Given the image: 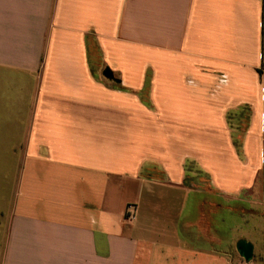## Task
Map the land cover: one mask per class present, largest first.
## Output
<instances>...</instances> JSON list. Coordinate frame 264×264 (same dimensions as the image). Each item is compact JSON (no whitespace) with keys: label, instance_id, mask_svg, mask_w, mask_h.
Listing matches in <instances>:
<instances>
[{"label":"crops","instance_id":"crops-1","mask_svg":"<svg viewBox=\"0 0 264 264\" xmlns=\"http://www.w3.org/2000/svg\"><path fill=\"white\" fill-rule=\"evenodd\" d=\"M261 68L264 0H0V264H264Z\"/></svg>","mask_w":264,"mask_h":264},{"label":"rangeland","instance_id":"rangeland-1","mask_svg":"<svg viewBox=\"0 0 264 264\" xmlns=\"http://www.w3.org/2000/svg\"><path fill=\"white\" fill-rule=\"evenodd\" d=\"M144 68H145V85H146V91L144 94V99L149 100L151 92H147L151 83H152V47L151 45H145L144 47ZM105 67H109L108 65L103 64L100 61H97V68L104 69ZM110 68V67H109ZM117 68V65H116ZM111 69V68H110ZM101 75V73H99ZM258 75L260 78H258L259 83L264 84V69H260L258 72ZM102 76V75H101ZM117 77V75H115ZM104 79H106L104 76H102ZM108 80V79H107ZM111 81V80H109ZM114 85V81H112ZM118 88H121V86H117ZM241 112V122L240 123H228L226 127H228V131L231 134H234L235 138L242 139V136L248 131L250 128V124L247 123V119L249 118V111L248 109H243V107L239 108ZM232 110V109H231ZM229 110V114H232V111ZM9 114L6 111H3L0 113V215L4 217L6 213L10 209V203L14 192V186H15V174L17 167H19V162L22 157L16 154H12L13 150L11 145L15 143V136L17 132L19 131V124H16L15 132L13 131V135L15 138L14 141L9 140V122L11 121L9 118ZM262 125H257V127ZM12 135V136H13ZM255 214L257 215V224H258V230L257 232L252 235V238L258 239L260 234L262 232L260 231V228L264 226V204H259L257 206V211H255ZM251 225H254L251 222ZM260 227V228H259ZM250 237V238H251ZM257 240V241H258ZM262 239L260 240V242ZM254 255L253 258L254 259Z\"/></svg>","mask_w":264,"mask_h":264},{"label":"water","instance_id":"water-1","mask_svg":"<svg viewBox=\"0 0 264 264\" xmlns=\"http://www.w3.org/2000/svg\"><path fill=\"white\" fill-rule=\"evenodd\" d=\"M102 75L111 81L119 82L120 80L116 78L109 67H105L102 70ZM235 249L238 255L243 258L245 262H249L253 256V244L243 238H240L235 243Z\"/></svg>","mask_w":264,"mask_h":264},{"label":"built area","instance_id":"built-area-1","mask_svg":"<svg viewBox=\"0 0 264 264\" xmlns=\"http://www.w3.org/2000/svg\"><path fill=\"white\" fill-rule=\"evenodd\" d=\"M135 214V207L132 204H128L126 206V212L125 215L128 219H132L134 217Z\"/></svg>","mask_w":264,"mask_h":264}]
</instances>
